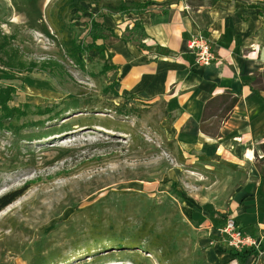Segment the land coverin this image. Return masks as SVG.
<instances>
[{
    "label": "rangeland",
    "instance_id": "rangeland-1",
    "mask_svg": "<svg viewBox=\"0 0 264 264\" xmlns=\"http://www.w3.org/2000/svg\"><path fill=\"white\" fill-rule=\"evenodd\" d=\"M161 1L0 0V88L15 90L7 106L62 113L54 121L29 115L0 132V198L24 191L0 211V264L197 263L195 171L165 142L161 105L116 97L100 73L105 56L91 52L79 64L64 48L68 37L85 43L94 17L121 26L122 13ZM172 1L264 21V0ZM44 62L60 68L50 75L36 67Z\"/></svg>",
    "mask_w": 264,
    "mask_h": 264
},
{
    "label": "crops",
    "instance_id": "crops-1",
    "mask_svg": "<svg viewBox=\"0 0 264 264\" xmlns=\"http://www.w3.org/2000/svg\"><path fill=\"white\" fill-rule=\"evenodd\" d=\"M138 5L122 13L128 20L121 26L94 17L85 25L84 45L92 44V22L112 32L95 42L104 47L109 88L141 107L161 105L165 142L177 149L179 163L193 165L189 218L200 255L196 264H264V254L255 260L252 250L231 252L217 231L230 214L264 252V166L258 160L264 89L256 88L264 87V21L244 17L233 7L193 11L172 0ZM134 22L143 29L139 45L127 40ZM197 35L210 42L215 54L207 67H197L188 49ZM223 96L237 99L225 118L217 103L204 112L207 103Z\"/></svg>",
    "mask_w": 264,
    "mask_h": 264
},
{
    "label": "trees",
    "instance_id": "trees-1",
    "mask_svg": "<svg viewBox=\"0 0 264 264\" xmlns=\"http://www.w3.org/2000/svg\"><path fill=\"white\" fill-rule=\"evenodd\" d=\"M70 30H72V29H70ZM126 31L128 32L127 40H129L130 42H135L139 45L140 40L144 36L143 35V29H142V26L140 25V23L134 22L132 29L130 31H128V30H126ZM112 35L113 34L110 30L104 29L102 26L92 22L91 26H90L89 33H88V36L92 40V44H90V45H84V44L79 45V44H77V42L74 39H72V37H68L64 41L65 42V46H64L65 52L67 53V56L69 57V59H71L72 61H75L76 63H79V64L81 63L79 56H83V55L91 53V52L96 53L99 56V58L103 59L104 58V47L103 46H97L95 44V42L98 40L107 39L108 37H110ZM122 39L126 40L124 37ZM5 46L6 45H4V46L0 45V51L4 50ZM16 60H17V57L15 54H14V57H13V54H11L8 57V60H7L8 62L6 63V65L9 67V70H14V68H13L14 65H19V63H14V61L17 62ZM36 67L43 68L42 69L43 71L47 70L50 75H52V73L54 72V68H56V69L60 68L59 65L52 63V62H44L40 65L39 64L36 65ZM51 68H52V70L50 71L49 69H51ZM32 69H31V71H32ZM106 71H108V66L106 64H104L100 73L105 74ZM252 85L250 86L251 90L253 92H255V89L252 88ZM13 89L14 88H12L11 86L8 88H4V89L0 88V132L5 130L6 128H9L10 125H12L14 123H18L22 119L27 118L29 115L30 116H37V117H42L46 114L51 115L48 118L49 121H54L58 117L62 116V113L61 114L60 113H54V110L53 111L52 110L42 111L40 107L34 108L33 112H31L30 114H29V112L28 113L24 112V111L22 112L21 110L16 109V108H9L7 106V103L9 101H11L10 95L15 92V90H13ZM216 103H217L218 109L222 108L223 115L221 116V118H225L227 116V113L231 112L233 107L236 105L237 99L232 98L231 96H223L222 98L211 100L205 106L204 112H206V110H208V108L210 106H212L213 104H216ZM117 112L121 113L122 110H118ZM39 124H40V126L43 125V123L41 124V122H38L37 124H33L32 126L38 127ZM63 130L64 129L62 126V127H60V130H56V132H52V133L54 135V134H57V132L58 133L63 132ZM50 135H52V134H47L45 136H50ZM45 136H43V137H45ZM259 151L261 153V156L259 158L257 156V158L259 160V163L264 166V143L259 146ZM23 193H24V191L21 190V191L6 194L3 197H1L0 198V211H2L6 207H8L12 203H14L16 200H18L23 195ZM158 242L162 243V246L164 245L161 239H158ZM150 243H149V245H152V246L156 245L152 241ZM149 247L148 248L142 247L140 250H144L143 252H147V254H149L150 252H152Z\"/></svg>",
    "mask_w": 264,
    "mask_h": 264
},
{
    "label": "built area",
    "instance_id": "built-area-1",
    "mask_svg": "<svg viewBox=\"0 0 264 264\" xmlns=\"http://www.w3.org/2000/svg\"><path fill=\"white\" fill-rule=\"evenodd\" d=\"M188 49L193 53L194 64L197 67H207L215 60L210 42L202 36H194L188 42ZM217 231L231 252L241 253L252 250L255 253V260L263 256L264 252L260 243L252 236L245 234L232 215H226L223 224Z\"/></svg>",
    "mask_w": 264,
    "mask_h": 264
}]
</instances>
